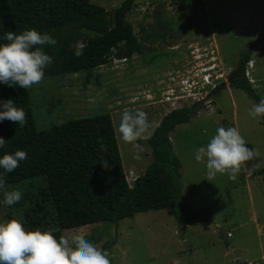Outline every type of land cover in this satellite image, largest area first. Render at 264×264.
<instances>
[{"label":"rangeland","instance_id":"1","mask_svg":"<svg viewBox=\"0 0 264 264\" xmlns=\"http://www.w3.org/2000/svg\"><path fill=\"white\" fill-rule=\"evenodd\" d=\"M89 1L112 11L124 0ZM189 3L185 6L171 0H137L124 18L125 26L135 37L140 38L141 26L151 32L153 23L152 28L157 31V23L168 19L184 27L178 31L173 27V33L167 29L163 42L145 43L144 54L129 60L111 59L97 66L87 81V72L80 71L46 77L28 89L37 129L110 115L126 182L132 184L151 163L152 152L147 144L138 141L141 149H133L121 140V114L124 109L145 111L153 123V134L168 109L151 106V101L157 103L164 98L166 91L175 88L188 74L186 60H191L192 51L216 57L211 54L215 51L225 72L238 65L241 53L248 54L255 62L252 87L264 98V0ZM184 9L182 17L188 10L195 17L198 15L191 26L179 21ZM217 70L221 72L220 68ZM253 104L245 92L226 88L218 95L212 111L200 109L189 123L176 126L170 133L173 151L182 167V200L185 204L191 198L198 208L210 204L215 221L212 226L205 222L179 224L171 211L164 209L138 213L117 224L104 222L67 230L64 237L84 236L101 250L106 243L115 241L108 251L110 264H264V179L263 174L258 175L264 169V127L249 114ZM221 126L236 127L247 142L246 147L256 149L260 166L251 175L242 172L235 181L219 174L209 179L205 166L203 172V161L195 160L196 150L206 147ZM137 153L140 159L134 158ZM7 190H19L23 195L13 206L0 204V223L17 219L29 231L25 213L35 207L36 201H43L46 183L37 177L7 186Z\"/></svg>","mask_w":264,"mask_h":264},{"label":"trees","instance_id":"2","mask_svg":"<svg viewBox=\"0 0 264 264\" xmlns=\"http://www.w3.org/2000/svg\"><path fill=\"white\" fill-rule=\"evenodd\" d=\"M134 1L124 0L119 7L107 11L89 0H0V45L7 43L3 38L7 31L19 34L36 29L48 33L58 43L44 46L43 50L53 59L45 69V78L85 71L87 81L97 66L111 59L129 60L142 54L140 42L165 39L162 34H150L143 26L140 38L129 31L124 18ZM171 1L184 4L191 0ZM76 41L87 44L81 57L73 54ZM248 59V54H240L238 65L228 77L229 88L245 92L258 103L262 98L244 79ZM224 89L226 86L221 84L213 93ZM9 99L25 110L27 124L20 127L12 121H0V137L6 141L0 148V158L22 150L28 159L6 174L7 186L37 177L46 183L44 202L36 201L35 207L25 213L29 231H50L59 239L67 230L104 222L117 224L138 213L164 209L170 210L179 224L212 223L207 208L190 210L184 204L181 163L169 138L176 126L190 122L197 107L168 113L147 141H139L151 147L152 161L129 188L110 115L79 118L38 130L28 90L0 84V102ZM258 121L264 127V119ZM98 138L106 151L100 150ZM101 158L108 160L110 170L99 164ZM262 174L264 179V169L258 172ZM47 204L51 208H46ZM114 243H106L102 250L109 251Z\"/></svg>","mask_w":264,"mask_h":264},{"label":"clouds","instance_id":"3","mask_svg":"<svg viewBox=\"0 0 264 264\" xmlns=\"http://www.w3.org/2000/svg\"><path fill=\"white\" fill-rule=\"evenodd\" d=\"M3 38L7 43L0 45V84L9 87L18 86L25 91L41 84L45 78V69L53 63L52 57L43 50L44 46H56L57 39L48 33L42 34L36 29L25 30L19 34L7 31ZM73 47V54L81 57L87 44L76 41ZM248 61H252L254 67V60L249 58ZM248 61L244 68V79L252 87L255 84L252 76L253 68L251 71L253 82L249 83L245 76ZM231 72L229 71V74ZM221 84L226 88L229 87L228 80L227 84L225 82ZM222 91L213 93V105L216 106L217 97ZM0 108L4 109L0 111V121H12L20 127L27 124L25 110L15 106L13 100L0 102ZM249 114L254 119H264V98L253 104ZM152 128L153 123L145 111L124 109L118 132L123 142L130 144L133 149H141L138 141L149 139ZM97 143L102 152L107 150L101 139L98 138ZM5 144L6 141L0 137V148ZM246 145L247 142L236 127L221 126L216 129L215 135L206 147L196 150L195 160L197 162L206 160V174L209 179L219 174L227 175L228 179L235 181L242 172L251 175L260 166L256 162V149H250ZM134 158L141 157L137 153ZM27 159V152L22 150H17L14 154H5L0 158V169H3L0 172V192L3 194L0 204L10 207L21 201L23 195L21 191L7 190L6 174L16 170L20 162ZM99 164L104 169L110 170L108 160L101 158ZM126 184L129 187V184L133 183L126 182ZM108 257V251L97 248L84 236L76 235L71 238L61 236L57 239L50 231H26L17 219L0 223V264H110Z\"/></svg>","mask_w":264,"mask_h":264},{"label":"built area","instance_id":"4","mask_svg":"<svg viewBox=\"0 0 264 264\" xmlns=\"http://www.w3.org/2000/svg\"><path fill=\"white\" fill-rule=\"evenodd\" d=\"M209 47L210 51L214 48ZM214 53L216 57L209 56L207 53H199L198 50L192 51L190 53L191 60H186L188 63L185 73L188 74H184L183 78L177 82L175 88L167 90L164 98H161L157 103L152 100L151 106L160 105L163 109H168V113L191 107H197L198 110L203 109L202 111L207 112L212 111L214 103L213 91L222 82L227 84L229 75V72L223 70L218 60V54L215 51H211V54ZM216 59L218 63H216ZM218 68H220L221 72L217 70ZM252 68L253 62L248 61L245 76L249 83L253 82L251 78ZM127 182L130 183L129 181Z\"/></svg>","mask_w":264,"mask_h":264},{"label":"crops","instance_id":"5","mask_svg":"<svg viewBox=\"0 0 264 264\" xmlns=\"http://www.w3.org/2000/svg\"><path fill=\"white\" fill-rule=\"evenodd\" d=\"M136 1L137 0H135L134 2H133V5H135V3H136ZM195 0H191V1H188V2H186L184 5L186 6V4H190L189 2H194ZM149 3H150V1H149ZM133 8V6L129 9V10H131ZM188 10V9H187ZM184 12H185V9L180 13V23L182 22V23H184V25L185 26H191L192 24H193V21L195 20V18H197L198 17V15H196V17H195V13H192L191 11H189L188 10V12H186L185 13V16L184 17H182L183 16V14H184ZM128 14V13H127ZM127 14L125 15V18H126V16H127ZM170 19H168L166 22L164 21V22H162L163 24H160V23H157V24H159V26H160V29L159 30H154L153 28H152V26H153V23H152V25L150 26L151 28H150V30H151V32H149L150 34H162V35H164V36H166L167 35V33H166V30L168 29V30H170L172 33H173V31H175V28H173V27H176V31H178L179 30V28L181 29V28H183L184 26L182 25V26H180L179 25V23H178V21H175L176 23L174 24V23H171L170 21H169ZM173 21V22H174ZM178 24V25H177ZM168 27V28H167ZM153 32H155V33H153ZM214 38H215V36H214V34L212 35ZM149 43H153V42H150V41H148ZM148 42H140V46H141V48H142V50H143V52H142V54H144L145 53V51H146V49L143 47L144 46V44L145 43H148ZM154 42H163V39L162 40H156V41H154ZM151 50H153V49H151ZM150 51V50H149ZM139 55H141V54H139ZM134 56H132V57H130V58H133ZM249 58H250V56H249ZM251 59V58H250ZM223 60V59H222ZM255 65V64H254ZM229 88V87H228ZM170 138V137H169ZM201 165H202V168H203V172L205 173L206 172V170H205V168L203 167V166H205L206 167V162L205 161H203L202 163H201ZM181 171H182V167H181ZM182 176V175H181ZM181 186H182V194L184 193V189H183V184L181 183ZM246 187V186H245ZM248 188V187H247ZM197 196H200V195H197ZM202 197H207V196H202ZM192 199H196V198H192ZM198 199H201L200 197H198ZM192 200H191V198H189V200H187V201H185V204H188L190 207H192V208H197L198 210L199 209H201V208H198V207H194L193 206V203L191 202ZM205 208H207L209 211L211 210L210 209V204L207 206V207H205ZM193 210V209H192ZM211 218H212V223H214L215 221H214V217H213V214L211 213ZM210 226H212V224L210 223ZM228 235H230V234H228ZM258 263V262H257ZM257 263H254V264H257ZM251 264V263H250Z\"/></svg>","mask_w":264,"mask_h":264}]
</instances>
